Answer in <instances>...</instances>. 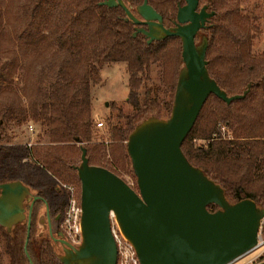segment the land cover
Here are the masks:
<instances>
[{
    "label": "trees",
    "instance_id": "trees-1",
    "mask_svg": "<svg viewBox=\"0 0 264 264\" xmlns=\"http://www.w3.org/2000/svg\"><path fill=\"white\" fill-rule=\"evenodd\" d=\"M9 1L0 0V44L7 54L13 55L4 76L5 95L13 92L8 82L16 70L18 58L15 50L6 47L18 46L23 54L28 50L36 51L38 60L52 50L55 40L59 41L64 51L78 52L75 63L65 59L64 74L61 78L56 77L46 92L41 87H34L33 95H30V89L24 88V94L29 99L26 108L20 102L16 103L15 99L6 100V103L11 102L6 104L7 118H19L21 122L31 118L48 127L50 143L44 146L41 153L37 147L31 149L33 158L42 164L41 173L54 184L56 179L65 180L67 170L78 174L79 165L72 162L77 150L82 155L83 146L87 148L90 164L116 173L103 164L101 147L90 143L93 133L90 85L99 82L100 69L106 63L128 64V102L133 108L127 113L119 108L118 113L124 118V123L112 127L113 139L127 142L135 127L145 119L160 118L162 110L171 115L178 75L184 62L179 51L175 68L169 65L168 45L174 40L182 44L181 38L166 37L148 43L144 33L135 35L137 24L127 19L124 8L120 5L107 6L103 4L106 0H15V4ZM144 1L124 0L134 15H138L137 7ZM237 1L200 0L199 6L207 4L208 10L214 11L215 15L198 33L196 44L197 40L201 43L204 38L208 39V72L223 91L229 95L248 92L231 103L211 94L192 131L185 138L182 149L193 166L201 168L205 175L220 184L231 203L251 198L258 206L264 207V53L252 54V39L255 36L249 31L241 33L234 28L240 22ZM148 2L163 14L168 28L173 26L178 5L185 4V0ZM7 15L13 19L7 18ZM28 15L34 20L26 26ZM16 23H20V29H17V37L14 38L7 27ZM34 25L43 26L48 32L36 34ZM252 28L259 31L258 26ZM154 63L163 65V86L158 88L156 95H152L148 88L141 94L140 90L146 86L149 69ZM0 91H4L1 85ZM209 106H216V109H212L208 117L205 113ZM219 122L221 127H230L231 137L222 136ZM213 133H217L216 138H213ZM194 134L207 140L206 143H192ZM6 148L0 136V155ZM25 175L27 177L19 175L12 166L0 165V183L20 180L30 191L37 189L34 195L39 196L32 210L30 233L27 215L11 229L0 224V239L11 251V264H32L31 261L34 264H64L56 254L53 237L50 234L39 235L36 228L40 213L38 205L46 206V201L51 208L50 197L46 195L47 187L38 189L37 181L31 179L32 175ZM215 208H218L215 204L209 206L210 210ZM261 261H264V252Z\"/></svg>",
    "mask_w": 264,
    "mask_h": 264
},
{
    "label": "water",
    "instance_id": "water-1",
    "mask_svg": "<svg viewBox=\"0 0 264 264\" xmlns=\"http://www.w3.org/2000/svg\"><path fill=\"white\" fill-rule=\"evenodd\" d=\"M103 4L120 5L127 19L147 24V29L141 27L135 35L143 32L148 43L179 36L184 67L178 75L171 115L166 119L147 118L129 135L128 153L138 177V191L114 171L90 164L87 148L82 147L77 167L81 179L82 241L74 246L61 240L65 255L60 260L64 264H116L117 244L110 227L113 211L124 235L134 244L141 264L234 263L258 245L264 207L251 198L231 203L220 184L193 166L182 149L211 94L231 103L248 92L229 95L209 75L208 39L196 44V36L206 28L214 11H209L207 4L200 8V0H185V4L178 5L174 27L168 28L163 14L148 0L137 7L143 19L134 15L124 0H106ZM10 195L16 197L13 205L8 202ZM29 196V187L20 180L0 183V224L11 229L25 220ZM32 196L29 233L32 208L39 198ZM45 203L52 233L51 213ZM211 204L218 209L210 210Z\"/></svg>",
    "mask_w": 264,
    "mask_h": 264
},
{
    "label": "rangeland",
    "instance_id": "rangeland-1",
    "mask_svg": "<svg viewBox=\"0 0 264 264\" xmlns=\"http://www.w3.org/2000/svg\"><path fill=\"white\" fill-rule=\"evenodd\" d=\"M8 1V0H7ZM15 4V0H10ZM9 1V2H10ZM239 8V26L234 27L238 32L246 33L250 32L252 36V54L261 55L264 53V0H238ZM11 5V3H9ZM3 11V9H2ZM7 18H11V15H7ZM34 20V17L28 15L26 26ZM13 22V21H12ZM253 26H258L257 32ZM17 29H20V23L12 24L7 27V31L13 37H17ZM33 31L36 34L38 32L48 31L43 26H33ZM197 40V44H200ZM4 45V44H3ZM168 50V63L174 69L176 65V58L178 52L182 53L183 46L181 41H171ZM11 50H15L17 58V67L15 72L8 79L10 87L13 90L10 94L5 95V83L4 76L7 74L9 64L13 59V55L7 54V50L2 48L0 44V85L4 88V91H0V136L2 137V143L7 147L0 155V165L7 167H14L22 177H27L25 174H30L31 179L38 183V189L41 187H47L46 195L50 197L51 208L49 212L51 215H62L65 205L67 204L68 195L66 192H60L58 184L68 183L75 187L77 193L81 195V180L78 178V174L75 171L67 170L68 176L65 180L56 179L54 184L50 179H45L41 173V163L37 162L33 156L32 151L27 146V143L33 142L32 147H37L41 153L44 146L50 143L48 127L44 126L41 122H34L31 118L28 121L21 122L19 118L14 120L7 118L6 115V103L8 99H15L16 103H21L25 108L29 104V99L24 94V88L30 89V95H33L34 87H41L43 92L49 89L52 81L56 77H62L65 71V59L67 62L75 63L78 59V52L71 51V53L64 51L61 48L58 40H55L54 45L51 47V51L45 54V57L41 60L36 58L38 52L26 51L23 54L18 50V46L6 47ZM35 58V59H34ZM28 62V66L27 63ZM26 65L27 67H25ZM163 65L161 63H154L149 69L148 78L146 79V86H143L140 93L143 94L145 89H150L152 95H156L158 88L162 85L161 73ZM129 71L128 64L124 62H110L106 63L100 69L99 82L91 83L89 90V97L91 101V113H92V140L91 144H98L101 147V152L104 157V163L110 168L116 171V174L123 178L128 184H130L135 190L138 191V177H136L133 169V162L131 161L128 153L127 142H119L112 137V127L114 125H122L124 118L118 113V109L121 108L123 112L127 113L132 110V105L128 102L129 94ZM163 86V85H162ZM168 99V96H165ZM216 109V106H209L207 108L205 116H210L211 111ZM167 111L162 110L161 118H168ZM102 121L103 125L98 127L97 122ZM221 122V121H220ZM219 122V123H220ZM218 123V124H219ZM32 124V127L30 126ZM221 123L219 124V126ZM221 127V126H220ZM222 132V130H221ZM214 134V133H213ZM212 134V136H213ZM223 134V132H222ZM223 136V135H222ZM225 136H232V130L227 127ZM223 136V137H225ZM192 143L195 145L205 144L207 140L197 137L195 134L192 137ZM79 147V146H78ZM81 152L76 151L74 160L72 163L80 165ZM37 189L31 190V196L26 198L25 213L28 215V206L32 202L34 194ZM62 197H65L62 199ZM64 201V204L62 202ZM218 208H215L217 210ZM39 219H44V223L41 224L39 219L36 223V228L39 235L49 234L50 228H48V219L46 216L45 204L38 205ZM58 224L53 223V235L57 237ZM56 254L58 256L65 255V246L58 242H54ZM263 248L260 250L251 251L245 254L244 257L235 261L232 264H258L260 263V254ZM0 264H11V251L5 242L0 239Z\"/></svg>",
    "mask_w": 264,
    "mask_h": 264
},
{
    "label": "built area",
    "instance_id": "built-area-1",
    "mask_svg": "<svg viewBox=\"0 0 264 264\" xmlns=\"http://www.w3.org/2000/svg\"><path fill=\"white\" fill-rule=\"evenodd\" d=\"M103 125L102 121L97 122V126L100 127ZM32 127V124L30 125ZM221 130L223 136H225L227 126H222ZM217 137V133L213 134V138ZM226 138V136L224 137ZM33 142L27 143L29 149L32 148ZM58 188L60 192H66L68 195L67 204L63 210L62 219L60 221V228L63 232L64 238L74 246L81 245L82 241V204H81V195H79L74 186L64 182L59 183ZM261 227L258 234V245L255 250H260L261 254L264 252V219L261 222ZM110 227L111 233L115 243L117 244V262L116 264H141L140 258H138L136 248L132 242H130L124 235L121 226L117 221L115 212L111 211L110 213ZM261 254L259 258L261 257Z\"/></svg>",
    "mask_w": 264,
    "mask_h": 264
},
{
    "label": "flooded vegetation",
    "instance_id": "flooded-vegetation-1",
    "mask_svg": "<svg viewBox=\"0 0 264 264\" xmlns=\"http://www.w3.org/2000/svg\"><path fill=\"white\" fill-rule=\"evenodd\" d=\"M201 8V7H200ZM138 16V15H137ZM140 19L142 18L140 15L138 16ZM163 18H164V16H163ZM143 19V18H142ZM177 20V16H176V19L174 20V23H173V26L172 27H174V25H175V21ZM164 21L165 20H163V23H164ZM208 23V22H207ZM164 25H165V23H164ZM141 27H144V28H148V25L147 24H144V23H141V24H137V26H136V31H137V29H139V28H141ZM140 33V32H139ZM143 33V32H142ZM146 36V35H145ZM197 37V36H196ZM147 38V37H146ZM38 200V199H37ZM36 202V201H35ZM31 205V204H30ZM30 205L28 206V210H29V208H30ZM34 205H35V203H34ZM34 205H33V207H34ZM47 206H48V204H47ZM47 208V207H46ZM48 209H49V207H48ZM32 210H33V208H32ZM28 212V211H27ZM29 213V212H28ZM51 213V212H50ZM61 219H62V215H51V228L53 227V223H56V224H58L59 226H58V230H57V237H55L54 235H53V228H52V233H51V231L49 230V234L53 237V239H54V241L55 242H58V243H60L61 244V240H65L66 238H64V235H63V232H62V230H61V228H60V221H61ZM39 221H40V223L41 224H43V222H42V219H39ZM43 235V234H42Z\"/></svg>",
    "mask_w": 264,
    "mask_h": 264
},
{
    "label": "bare ground",
    "instance_id": "bare-ground-1",
    "mask_svg": "<svg viewBox=\"0 0 264 264\" xmlns=\"http://www.w3.org/2000/svg\"><path fill=\"white\" fill-rule=\"evenodd\" d=\"M15 198H16V197L13 196V195H10V196L8 197V200H9L8 202L10 203V205H11V204H12V205L14 204Z\"/></svg>",
    "mask_w": 264,
    "mask_h": 264
}]
</instances>
